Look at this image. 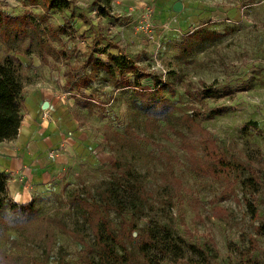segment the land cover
<instances>
[{
    "label": "rangeland",
    "instance_id": "374dc122",
    "mask_svg": "<svg viewBox=\"0 0 264 264\" xmlns=\"http://www.w3.org/2000/svg\"><path fill=\"white\" fill-rule=\"evenodd\" d=\"M70 2L50 11L40 0H0L4 17L38 19L54 48L43 61L23 54L28 41L22 52L0 41V63L12 55L24 66L22 113L29 124L34 104L46 167L55 166L47 182L3 172L10 200L33 202L38 218L0 233V264L97 262L80 202H100L117 165L133 166L152 195L134 215L109 213L125 264H146L139 245L149 224L201 248L206 264H264V0ZM111 57L132 72L108 73L100 64ZM137 90L172 104L153 134Z\"/></svg>",
    "mask_w": 264,
    "mask_h": 264
},
{
    "label": "trees",
    "instance_id": "16d2710c",
    "mask_svg": "<svg viewBox=\"0 0 264 264\" xmlns=\"http://www.w3.org/2000/svg\"><path fill=\"white\" fill-rule=\"evenodd\" d=\"M39 5L44 10L63 11L69 9L71 2L70 0H40ZM0 41L15 52H22L18 44L28 41L29 47L23 54L31 56L35 53L43 61H46L47 55L54 54L48 31H45L39 20L32 15L10 18L0 13ZM100 65L108 73L113 74L115 71L132 72L133 67L122 57H111L110 63ZM23 69L22 62L12 55H7L0 63V144L15 140L24 120ZM138 93L141 104L145 107V129L153 134L160 129L161 123L170 121L172 104L163 96L159 97V90L154 93L142 90ZM117 167L123 172L112 176L98 189L100 202L88 200L80 202L85 223L92 232L94 246L98 250V261L90 259L89 264L128 262L130 253L127 245L112 229L109 213L114 210L117 214L134 215L144 209L152 196L136 178L137 173L133 166L123 165L125 171L122 170L121 165ZM248 208L256 217L257 213L253 204L248 202ZM37 218L33 202L18 206L10 200L9 179L5 173L0 172V233L21 229ZM123 228L137 229L135 225L130 227L126 224H123ZM161 228L164 233H161L153 224L146 226L144 240L139 245L146 264H177L185 258L188 264H206V261H202L206 259V255L201 248L187 244L166 227ZM260 231L264 234V225L261 226ZM119 251L123 255H120ZM156 251L163 254V257L159 258L153 253Z\"/></svg>",
    "mask_w": 264,
    "mask_h": 264
},
{
    "label": "crops",
    "instance_id": "0c3cea01",
    "mask_svg": "<svg viewBox=\"0 0 264 264\" xmlns=\"http://www.w3.org/2000/svg\"><path fill=\"white\" fill-rule=\"evenodd\" d=\"M37 115L38 111L33 104L28 115L29 124H27L28 118H24L18 137L11 142L0 144V172L23 169L25 176L31 175L32 182H47L55 174V166L46 167L47 161L43 142L36 137L37 131L34 130V120ZM30 166H32L33 169L31 170L33 171L30 170ZM20 186L19 184L14 185L16 198L22 193Z\"/></svg>",
    "mask_w": 264,
    "mask_h": 264
},
{
    "label": "water",
    "instance_id": "95a60500",
    "mask_svg": "<svg viewBox=\"0 0 264 264\" xmlns=\"http://www.w3.org/2000/svg\"><path fill=\"white\" fill-rule=\"evenodd\" d=\"M174 9H175L176 11H180V10L182 9L181 4H177V5H175V8H174ZM49 107H50V104H49L48 102L44 103L43 106H42V108H43L44 110L48 109Z\"/></svg>",
    "mask_w": 264,
    "mask_h": 264
}]
</instances>
